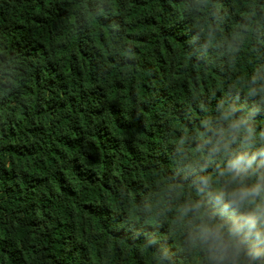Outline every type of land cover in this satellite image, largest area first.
<instances>
[{"label": "trees", "instance_id": "1", "mask_svg": "<svg viewBox=\"0 0 264 264\" xmlns=\"http://www.w3.org/2000/svg\"><path fill=\"white\" fill-rule=\"evenodd\" d=\"M0 264H264V0H0Z\"/></svg>", "mask_w": 264, "mask_h": 264}]
</instances>
